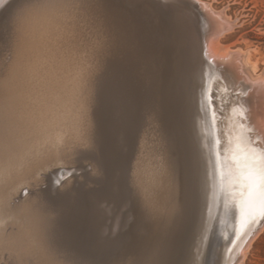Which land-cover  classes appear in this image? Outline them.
<instances>
[{
  "label": "rangeland",
  "instance_id": "obj_1",
  "mask_svg": "<svg viewBox=\"0 0 264 264\" xmlns=\"http://www.w3.org/2000/svg\"><path fill=\"white\" fill-rule=\"evenodd\" d=\"M200 1L210 4L212 16L216 15L213 14L215 11L217 13L224 11L234 19L231 30L220 37L223 46L234 51L248 52L251 62L253 60L252 63L255 64L253 65L256 67V73L264 69V0ZM11 2L13 1L7 0L0 5V85H9L7 88L12 92L5 98L8 100L7 104L0 108V146L12 141L18 149L11 177L8 174H4V177L0 175L4 181L2 183L0 180V201L3 202L0 206L4 208V210L0 209L2 239H0L2 247H0V264H135L140 243L135 236L134 198L132 193L127 194L123 183L122 155L126 147L121 143L120 133L115 135L114 155L111 157L109 154L110 139L106 124L105 8L109 3H121L124 7L116 6V8L130 10L132 21L137 20L154 26L157 14L149 11L148 0H88L93 6L89 7L88 12L82 10L87 18L77 17V29L74 31L66 29V23L71 22L73 18L67 14L63 15L58 21L57 33H45V39L50 41L39 44L38 54L35 55L32 50H19L13 39L8 22L12 12L10 9L13 7L10 5ZM80 10L81 8L77 12ZM202 32L203 27L199 23L196 46L203 67L208 60L211 62V58L206 57V42L201 35ZM52 52H56V56H53ZM162 64L158 66H167ZM150 77L148 87L153 89L158 82V74L153 71ZM111 80L116 83L118 81L117 78ZM163 83L164 88L173 94V104L186 111L185 122L180 128L183 140L180 144L175 141L169 144L160 125L152 124L149 126L151 136L148 147L153 149L154 153L149 157L145 155V163L142 167L148 177L153 174L159 177L157 185L165 189L164 195L171 198L169 200L171 215L180 214L182 217V226L178 233L170 229L171 223L167 224L173 237L171 241L173 244L170 243L171 249L174 248L171 259L179 260L182 264H190L195 256L194 243L205 227V220L200 214L204 202L200 201L202 198L204 201L203 195L206 189L204 187L209 185L205 168L203 169L201 164L204 145L200 136L198 115L202 111L198 93L195 97L197 101H194L193 106L186 104L188 93L185 88L189 85L188 79L180 77L174 80L173 84L169 81ZM131 90L134 95L139 94L136 90ZM231 92L239 93L237 90ZM216 96H212L215 97L212 102L220 104L219 96L218 100ZM152 105L155 109L160 106L158 92L153 94ZM221 107V104L216 107L218 119L221 118ZM193 109H195L194 113ZM169 122L166 123L171 127L173 123ZM197 138L198 140H195ZM198 145L202 149V154ZM135 146L139 147L138 144ZM165 149L168 151V156L165 154ZM21 179H25L26 184ZM18 180L25 185H20L21 182L18 183ZM158 186L155 187L154 193L157 192ZM12 190L16 191V194ZM200 193L202 196H199ZM65 195L69 196V201L65 203L66 207L61 206L62 203L59 205ZM45 197L58 201V207L47 204ZM23 201L26 207L23 206L25 205ZM29 204L31 210L27 208ZM21 206L25 207L24 210ZM26 210V216L31 214V218H35L36 215H46L47 224L35 230L34 224L30 225L34 221L30 223L31 218H27L28 216L21 212L26 213ZM22 215L26 218L24 219ZM215 225L216 222H213L209 228V236L206 237L205 254L201 255L202 259L204 258L203 264H215L218 261L219 245L215 237L218 232L214 233ZM21 242L24 244L21 245ZM9 243L11 247L13 246L12 249L9 248ZM36 243L41 247L38 248ZM27 244L32 245L27 246ZM6 245L8 248H4ZM249 245L242 261L240 258L241 263L238 261L237 264H264V225ZM146 257L148 260L149 255ZM187 258L189 259L185 260Z\"/></svg>",
  "mask_w": 264,
  "mask_h": 264
},
{
  "label": "bare ground",
  "instance_id": "obj_2",
  "mask_svg": "<svg viewBox=\"0 0 264 264\" xmlns=\"http://www.w3.org/2000/svg\"><path fill=\"white\" fill-rule=\"evenodd\" d=\"M12 1L10 3V5H13L12 9L8 8L10 12L12 10L8 22L12 30L13 39L19 50H32L36 53L35 55L38 54L39 44L50 41V39H45L44 34L48 32L57 33L59 27L58 21L63 15L67 14L73 18L71 22L66 23V29L74 31L77 29L76 22H78V18H87L82 10L88 12L92 8L91 6H93L91 3H88V0ZM162 1L148 0L149 11H154L157 14L155 26L148 23L144 24L137 20L132 21L130 10L126 8L119 9L120 7H124L121 3H109L105 8L106 18L104 27L107 48L105 58L107 69V72L105 71L107 73L106 124L110 139L109 154L111 157L114 155L116 150L115 135L120 133L122 135L121 143L126 147L122 155L123 183L127 194L132 193L134 198L136 210L135 236L140 243L135 264H182L179 260L173 261L171 259L174 248L171 249L170 243H172L173 237H171L170 227H167V224L171 223L170 229L174 233L180 232L182 217L180 214L171 215V205L169 203L171 198L169 199L168 195H164L165 189L163 190V188L161 189L157 185L159 177L155 174L148 177L142 167L145 163V155L149 157L154 153L153 149L148 147L151 136L149 126L152 124L160 125L159 127L164 131L163 133L168 138L169 144L174 141L180 144L183 140L180 128L181 124L185 122L186 111H184V108L173 104V94L164 88L163 83L169 81L173 84L174 80L180 77H184L189 81V85L186 83L188 86L185 88V91L188 93L187 106H193L194 101H197L195 98L196 94L198 93L199 95V105L202 111L200 114L198 112L199 129L204 145L203 160L200 163L203 165V169L205 168L206 178L209 182V185L204 187L206 188L203 195L204 201H202L203 198L201 201L199 200L201 203L204 202L203 209L201 208L202 213L200 214L203 215L202 217L205 220V227L202 233L200 231L201 235L198 239H195L196 242L194 244L196 247L193 250L195 256L192 258L190 264H203L204 258L202 259L201 255L204 253L206 237L209 236V228L213 222H216L214 233L216 234V231L220 233H217V236H215L219 245L218 261L215 264H237L238 261L240 262V258L242 261V257L246 254L245 252L248 249L247 247L250 246V242L264 225V218L261 219L259 211H257L260 207L258 195H254L251 200L246 201L245 196L241 194L242 191L245 194L247 193L249 181L244 177L249 171H253L256 174L264 173V69L256 73L255 64L252 63L253 60L251 62L248 52L246 53L241 50L234 51L227 46H223L224 44L221 43L220 37L228 30L230 31L235 22L224 11H220L219 13L215 11L213 14L216 15L212 16L210 4L207 3L209 4L207 5L204 3L205 1L201 2L200 0H196L195 2H191L190 0ZM80 5L81 7H79ZM116 6H119V8H116ZM79 8H81V12H77ZM199 23L203 27L201 35L206 42V57L208 59L211 58V62L206 60L207 62L203 67L201 66L202 59L198 55L196 46ZM51 38L55 39L56 37ZM137 38L140 40H137ZM235 49L237 50V47ZM55 53L52 52V55L56 56ZM161 63L167 64V66H158ZM174 68L179 70V72L177 70L176 72ZM153 71H156L159 79L152 89L148 86L151 81L150 73ZM111 78H117V83L112 81ZM154 79L156 80V78ZM0 86H2L0 87L1 108L8 102L5 99L7 98L6 96H9L12 92L7 88L9 85L2 84ZM131 89L136 90L139 94L134 95ZM230 89L233 92L237 90L239 93H232ZM155 92L159 94L160 106L158 109H155L152 105L153 94ZM213 95H217L216 98L219 96L218 98L222 105L220 110L221 118L219 119L216 107L220 104L215 101L213 104ZM217 103L218 106L216 105ZM194 110H192L193 113ZM168 121H170L169 123H173L171 127L166 123ZM194 125L193 123V127H195ZM196 134L197 132L195 136ZM195 140H198V138ZM136 144L139 147H136ZM17 149V145L12 143V141L3 144L2 147L0 146V175H3V177L4 174H8L11 177L12 167L16 164ZM201 150L200 148V153ZM167 153L168 151L165 149L166 156H168ZM58 175L60 176L59 173ZM62 175L64 176V174ZM1 178L0 180L3 183L4 181ZM23 180L24 182L26 181L25 179ZM20 182L18 180V183ZM156 186H158L157 192L154 193ZM199 187L201 189V185ZM255 191L256 193L264 191V184L257 187ZM15 192L13 191V193ZM9 193L7 194L9 195ZM199 196H202L201 193ZM45 201L47 204H53L58 207V201H53L52 199H46ZM68 201L69 196L65 195L61 198L59 205L62 203L61 206H65V203ZM0 203L3 204L1 201ZM36 203L38 202L36 201ZM1 206L0 209H2ZM23 206L26 207V203ZM23 206H21L22 209L25 208ZM27 206L29 208L30 204ZM29 209L28 211L30 212L31 209ZM21 212L26 216L27 210L26 213L24 211ZM30 215L26 217L29 218ZM25 216L23 217L24 219L26 218ZM32 218L33 220H31ZM32 218L29 219V222L34 221V223L30 222V225L34 224L35 230L47 224L48 219L46 215H36L35 218ZM198 220H201V218H198ZM5 224L7 223L5 222ZM12 227L14 228V226ZM29 234L31 233L29 232ZM30 241L32 242V240ZM156 243L158 245H155ZM7 245L4 248H8ZM30 245L27 244V246ZM12 247L10 246L9 248L12 249ZM180 247H183V245H180ZM146 255H149L148 260ZM209 258L211 259V257ZM185 263L188 262L185 261Z\"/></svg>",
  "mask_w": 264,
  "mask_h": 264
},
{
  "label": "snow or ice",
  "instance_id": "obj_3",
  "mask_svg": "<svg viewBox=\"0 0 264 264\" xmlns=\"http://www.w3.org/2000/svg\"><path fill=\"white\" fill-rule=\"evenodd\" d=\"M4 3L5 0H0V5H3ZM212 99L214 100L215 97H212ZM241 115H243V113H241ZM244 178L248 180L249 183L247 185V193L245 194L242 191L241 194L245 196L246 201L251 200L254 195H258L260 207L257 209V211H259L261 218H264V191H260L259 193H256L255 191L257 187H259L261 184H264V173L256 174L253 171H249Z\"/></svg>",
  "mask_w": 264,
  "mask_h": 264
},
{
  "label": "water",
  "instance_id": "obj_4",
  "mask_svg": "<svg viewBox=\"0 0 264 264\" xmlns=\"http://www.w3.org/2000/svg\"><path fill=\"white\" fill-rule=\"evenodd\" d=\"M261 219H263V218H261Z\"/></svg>",
  "mask_w": 264,
  "mask_h": 264
}]
</instances>
